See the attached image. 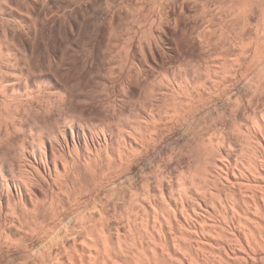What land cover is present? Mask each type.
<instances>
[{"label":"bare ground","instance_id":"bare-ground-1","mask_svg":"<svg viewBox=\"0 0 264 264\" xmlns=\"http://www.w3.org/2000/svg\"><path fill=\"white\" fill-rule=\"evenodd\" d=\"M192 1L0 0V264H264V4Z\"/></svg>","mask_w":264,"mask_h":264},{"label":"rangeland","instance_id":"rangeland-1","mask_svg":"<svg viewBox=\"0 0 264 264\" xmlns=\"http://www.w3.org/2000/svg\"><path fill=\"white\" fill-rule=\"evenodd\" d=\"M187 1V2H186ZM188 1L189 0H184V3H183V5H184V13L185 14H183L182 15V17H181V28L183 29V30H185V31H187V30H190V29H192V27L194 28L195 27V25L199 22V20H200V18H198V16H195L196 14L198 15V12L200 13V11L199 10H195L194 12H193V10H194V8H196V7H198L199 6V4H196L194 1H192L191 2V0L189 1V3H188ZM261 0H259V2H260ZM195 3V4H194ZM199 3V2H198ZM260 3H262V4H264V1L262 0V2H260ZM194 4V5H193ZM190 5V6H189ZM194 6V7H193ZM187 8H188V10H187ZM193 8V9H192ZM190 9H192V10H190ZM197 9V8H196ZM187 13V14H186ZM195 13V14H194ZM194 14V15H193ZM188 15V16H187ZM191 15H193V16H191ZM258 15V13L256 12V16ZM185 16H187L186 18L188 19L187 21H186V18H184ZM194 16L195 17H197V19H195L194 18ZM199 16H200V14H199ZM256 16L254 15V17L253 18H255V19H258V16H257V18H256ZM188 17H190V18H188ZM192 17H193V20H192ZM198 20V22H195V21H197ZM182 21H184V22H182ZM192 21V22H191ZM186 22H187V24H186ZM190 24V25H189ZM194 24V25H193ZM187 26V28H186V26ZM190 27V28H189ZM189 28V29H188ZM187 29V30H186ZM201 47H203V46H201ZM199 48L200 49V51L203 49H205L204 47H205V45H204V47L203 48ZM207 48V47H206ZM202 50V51H203ZM206 50V49H205ZM200 51H197L192 57L193 58H195V59H199V60H195V59H193L192 57L190 58L191 60H189V62L188 63H190V61H191V63L192 64H196L198 61H200V55H202V56H204V54H197L198 52L200 53ZM202 51H201V53H202ZM204 52V51H203ZM205 54H206V51H205ZM198 56V57H197ZM196 61V62H195ZM195 62V63H194ZM192 64H190V65H192ZM222 101H220V102H217V105H218V107L219 106H221V103ZM220 104V105H219ZM217 107V108H218ZM220 108V107H219ZM219 108H218V111H219ZM185 142H183V145H186L187 146V144L185 143ZM166 145L170 148H172L173 147V145H172V143L170 142L169 143V141L166 143ZM170 145V146H169ZM172 145V146H171ZM182 142L181 143H179V145H178V147H181L182 148ZM184 148H186L185 146H183ZM174 148V147H173ZM184 148H182V149H184ZM180 149V148H179Z\"/></svg>","mask_w":264,"mask_h":264}]
</instances>
